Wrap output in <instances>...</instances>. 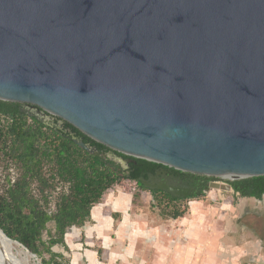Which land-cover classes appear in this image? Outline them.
Masks as SVG:
<instances>
[{"label": "water", "instance_id": "95a60500", "mask_svg": "<svg viewBox=\"0 0 264 264\" xmlns=\"http://www.w3.org/2000/svg\"><path fill=\"white\" fill-rule=\"evenodd\" d=\"M0 101L234 193L264 176V0H0Z\"/></svg>", "mask_w": 264, "mask_h": 264}, {"label": "trees", "instance_id": "16d2710c", "mask_svg": "<svg viewBox=\"0 0 264 264\" xmlns=\"http://www.w3.org/2000/svg\"><path fill=\"white\" fill-rule=\"evenodd\" d=\"M19 108L18 103L0 101V229L34 254L40 264H62L64 257L52 248L61 245L67 250V229L89 222L90 211L123 180L148 191L158 205L172 210L170 218L184 216L185 209H179L184 198L147 189L139 181L161 165L112 151L67 123L61 129L47 128L24 116ZM73 139L94 147L95 152L81 149ZM118 159L128 162L127 170L121 169ZM58 186L61 191L55 193ZM231 186L242 198L260 200L264 176L236 180Z\"/></svg>", "mask_w": 264, "mask_h": 264}, {"label": "rangeland", "instance_id": "374dc122", "mask_svg": "<svg viewBox=\"0 0 264 264\" xmlns=\"http://www.w3.org/2000/svg\"><path fill=\"white\" fill-rule=\"evenodd\" d=\"M3 179V173L0 172V180ZM209 177L211 182H226L224 179ZM120 194H127L131 197L130 210L128 211L130 223L140 224L143 231L136 232L134 236L124 237L122 239L111 232L106 235L111 239V251L120 255H125V252L129 250L132 256L128 258L129 264H139L142 260L144 264L163 263V258L159 255V251L156 247L159 236H149L147 230L149 228L162 229L163 226L176 225L178 228L180 223L186 219L191 221L197 214L198 222L204 224L207 227L217 226L220 228V235L229 237L236 242L240 241L244 235L255 240L256 238H264V196L260 200L254 198H242L238 194L232 192H223L215 189H207L202 194H199L196 198H186L180 202L179 209H185L183 217L178 219L170 218L172 210H167L163 207V204L158 205V201L153 200L148 191H142L136 187L133 182L123 180L119 185L115 186L112 190L107 191L102 197L99 205L102 206L103 214L107 215L111 213V207L106 206V202L109 196L118 197ZM51 209L53 206L51 204ZM121 216L115 217L114 226L119 224ZM95 223L87 222L81 228H76L80 232L76 242L85 243L90 242L84 238L88 227L93 226ZM48 229H52V225L49 224ZM235 229H243V232H234ZM67 229V231H69ZM137 230V229H136ZM183 231L179 232L182 234ZM133 235V234H132ZM170 239L169 237H167ZM44 239L46 235L44 234ZM87 249L96 253L98 264H108L110 257L109 251L104 250L103 239H93L91 244H87ZM52 251L57 254H61L64 257L62 264H70L71 252L69 249L65 250L63 246L56 245L52 248ZM157 256V257H156ZM28 264H40V260L35 258H29ZM80 264H87L85 261ZM114 264H123L117 260ZM128 264V263H127Z\"/></svg>", "mask_w": 264, "mask_h": 264}, {"label": "crops", "instance_id": "0c3cea01", "mask_svg": "<svg viewBox=\"0 0 264 264\" xmlns=\"http://www.w3.org/2000/svg\"><path fill=\"white\" fill-rule=\"evenodd\" d=\"M131 197L120 194L118 197L109 196L106 206H110L111 213L103 214L102 206L98 204L90 211V221L95 223L86 230L84 238L90 242L80 243L75 240L80 232L76 228H70L64 235V244L71 252L70 264H98L96 253L87 249L93 239H103V249L109 251L108 264H114L119 260L123 264H129L128 258L132 253L127 250L125 255L111 251V239L106 237L108 233H115L122 239L134 236L143 231L140 224L130 223L128 211L130 210ZM93 208V207H92ZM121 216L119 224L114 226L115 217ZM79 229V228H78ZM137 229V230H136ZM183 231V235L179 232ZM243 229H235L234 232H243ZM149 236H159L156 247L163 258L162 264H264V238L250 240L244 235L238 242L229 237L220 235L217 226L207 227L198 222L197 214L194 219H184L179 227L176 225L163 226L162 229L149 228ZM133 234V235H132ZM169 237L170 239H168ZM157 257V256H156ZM144 262V261H143ZM141 260L139 264H144ZM152 259L150 260V264ZM155 264L156 261H154Z\"/></svg>", "mask_w": 264, "mask_h": 264}, {"label": "flooded vegetation", "instance_id": "af4514ba", "mask_svg": "<svg viewBox=\"0 0 264 264\" xmlns=\"http://www.w3.org/2000/svg\"><path fill=\"white\" fill-rule=\"evenodd\" d=\"M20 111L23 113L24 116L28 118H34L31 114L32 108L26 105H20ZM35 119V118H34ZM45 124H43L45 127H50L53 130L58 129L57 124L54 120L50 118H42ZM42 124V123H41ZM119 161H117V164ZM120 167L122 170H127L128 163L122 164L120 163ZM144 178H139V181H144L149 187L147 189L150 190H158L156 187H158L161 184H167L169 186L173 187H179V188H189L192 189L193 196L202 194L205 191V187L208 189V181L204 180V178L196 175H189L184 173H177L172 170H169L167 168L158 167L154 170L147 171L144 173ZM143 185V184H142ZM144 186V185H143ZM164 192V191H160ZM191 196V197H193ZM186 199V198H184Z\"/></svg>", "mask_w": 264, "mask_h": 264}, {"label": "bare ground", "instance_id": "6f19581e", "mask_svg": "<svg viewBox=\"0 0 264 264\" xmlns=\"http://www.w3.org/2000/svg\"><path fill=\"white\" fill-rule=\"evenodd\" d=\"M226 177L228 176H222ZM29 258L23 247L6 240L0 232V264H28Z\"/></svg>", "mask_w": 264, "mask_h": 264}, {"label": "built area", "instance_id": "2783aa9c", "mask_svg": "<svg viewBox=\"0 0 264 264\" xmlns=\"http://www.w3.org/2000/svg\"><path fill=\"white\" fill-rule=\"evenodd\" d=\"M63 188H65V187H63ZM60 191H61V187L58 186V187L56 188V192H55V193H59Z\"/></svg>", "mask_w": 264, "mask_h": 264}]
</instances>
